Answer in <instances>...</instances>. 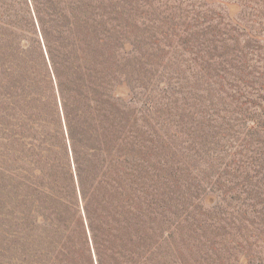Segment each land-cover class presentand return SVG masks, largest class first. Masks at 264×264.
<instances>
[{
	"label": "trees",
	"instance_id": "1",
	"mask_svg": "<svg viewBox=\"0 0 264 264\" xmlns=\"http://www.w3.org/2000/svg\"><path fill=\"white\" fill-rule=\"evenodd\" d=\"M139 2L0 0L14 264H168L178 240L221 235L242 247L237 262L262 260L264 229L236 179L252 170L237 156L264 133V0L218 1L201 61L158 64L155 77L129 59L138 48L118 20Z\"/></svg>",
	"mask_w": 264,
	"mask_h": 264
},
{
	"label": "rangeland",
	"instance_id": "2",
	"mask_svg": "<svg viewBox=\"0 0 264 264\" xmlns=\"http://www.w3.org/2000/svg\"><path fill=\"white\" fill-rule=\"evenodd\" d=\"M211 1L215 2L207 6L206 0H140L133 12L127 11L126 14L118 18L125 28L127 39L132 43V45H129V51H132L135 47L138 48V52L130 55L129 59L153 70H150L149 77H155V66L158 64L180 62L188 65L193 63V58L200 62V57L204 55L203 49H205L202 23L209 16H214L219 11L218 1L222 0ZM209 10H213V12H209ZM262 11L264 12V9ZM176 14L181 15L177 17ZM194 17H197V21H194ZM174 24L175 27H173ZM136 105L139 106L140 104L136 103ZM153 117L155 115L151 113V118ZM165 119L162 116H157V121ZM150 121L152 122V119ZM262 144H264V133H255L249 141L250 150L246 155L248 158L244 154L237 156V159L249 160L248 165L252 168L248 173V178L236 179L237 183H242V185H244L245 180L249 184L248 193L238 192L237 195L243 200V203L250 204L249 207H252L250 208V216L253 218L251 220L255 221L254 227L258 229L260 227L264 229V225L260 226L261 219L264 221ZM236 150L241 151L242 149L236 148ZM177 159H181L180 155ZM236 203V205H240V202ZM208 209L210 208H206V210ZM6 210V213H8L7 207ZM221 210H226L223 203L215 208V212L220 213ZM9 223V218L3 217L0 209V264H14ZM237 225H239V222ZM250 229L253 230V228ZM229 230L230 228L225 226V231ZM221 233L225 234L224 231ZM226 237L221 235L220 238H214V236H211L208 239L202 238L199 241L194 238L187 239L185 247L179 244L180 241L178 240L177 245H175L178 251L168 258V264H241L232 256L237 255L238 258L237 251H240L242 247L237 243L226 241ZM260 245H263V243L258 241L253 244V248H257L262 259L260 263L258 260V264H264V248L258 247ZM225 246L230 247L228 251H226ZM243 246H246V244L244 243ZM256 260L254 258V263ZM160 264H162L161 260ZM163 264H165L164 261Z\"/></svg>",
	"mask_w": 264,
	"mask_h": 264
}]
</instances>
